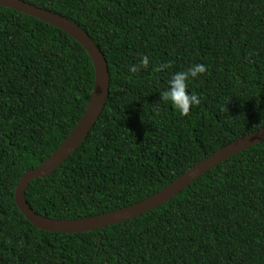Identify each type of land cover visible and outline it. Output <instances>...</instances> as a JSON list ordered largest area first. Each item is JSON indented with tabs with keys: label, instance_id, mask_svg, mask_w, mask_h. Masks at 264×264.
<instances>
[{
	"label": "trees",
	"instance_id": "obj_1",
	"mask_svg": "<svg viewBox=\"0 0 264 264\" xmlns=\"http://www.w3.org/2000/svg\"><path fill=\"white\" fill-rule=\"evenodd\" d=\"M23 1L81 27L109 73L104 109L83 142L25 191L41 216L130 206L264 128V0ZM142 55L147 67L130 73ZM196 63L206 72L188 90L200 103L181 116L160 92ZM93 85L92 61L71 36L0 6V264H264V141L121 223L69 234L26 220L15 187L66 139Z\"/></svg>",
	"mask_w": 264,
	"mask_h": 264
},
{
	"label": "water",
	"instance_id": "obj_2",
	"mask_svg": "<svg viewBox=\"0 0 264 264\" xmlns=\"http://www.w3.org/2000/svg\"><path fill=\"white\" fill-rule=\"evenodd\" d=\"M0 6L16 10L41 20L71 36L88 53L94 68V85L85 112L62 144L37 168L25 171L14 190V201L26 220L35 228L47 232L78 233L124 222L165 204L194 180L227 158L264 141V128L220 148L203 159L167 186L130 206L81 219H51L36 213L25 199L31 181L49 175L57 169L83 142L102 113L109 92V73L104 55L89 35L66 17L36 7L23 0H0Z\"/></svg>",
	"mask_w": 264,
	"mask_h": 264
},
{
	"label": "clouds",
	"instance_id": "obj_3",
	"mask_svg": "<svg viewBox=\"0 0 264 264\" xmlns=\"http://www.w3.org/2000/svg\"><path fill=\"white\" fill-rule=\"evenodd\" d=\"M148 63V57L142 55L139 64L127 65V69L130 73H136L141 68L147 67ZM170 64V61L159 63L154 66L153 71L160 72L163 69L169 68ZM205 72V65L196 63L188 67L186 70L172 73L167 80V87L160 92L159 99L162 102L167 103L168 106L175 110L179 115L183 116L188 114L190 108L200 103L198 95L188 90V82ZM155 110H159V105L156 106Z\"/></svg>",
	"mask_w": 264,
	"mask_h": 264
}]
</instances>
